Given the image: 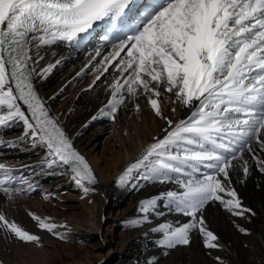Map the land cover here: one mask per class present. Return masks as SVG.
Returning a JSON list of instances; mask_svg holds the SVG:
<instances>
[{
	"label": "snow or ice",
	"instance_id": "1",
	"mask_svg": "<svg viewBox=\"0 0 264 264\" xmlns=\"http://www.w3.org/2000/svg\"><path fill=\"white\" fill-rule=\"evenodd\" d=\"M98 22L124 33L111 54V60L123 67L118 68L121 77L111 85L108 111L101 110L104 115L115 119L125 93L132 97L151 93L148 103L158 116L162 114L159 88L175 90L185 105L199 101L189 120L152 144L132 168L143 164L150 172L145 179L160 183L172 180L170 173L184 175L185 167L204 163L214 168L215 174L202 179L175 178L183 191H169L166 196L190 222L175 227L162 224L157 230L165 249L189 245L193 231L203 237L205 248H219L218 237L203 217L205 205L220 201L232 215L250 211H233L241 207L240 200L224 183L230 179L229 170L236 167L233 161L243 160L245 150L264 171V159L253 148L255 142L264 152V0H150L139 7L134 0H0V112L7 110L6 115L0 114V125L23 120L33 144L47 149L46 162L66 166L85 193L90 189L84 181L93 184L96 178L49 115L32 81L34 75L42 76L53 67L40 72L34 67L43 58L38 51L42 45L71 42ZM33 48L37 49L35 57ZM125 50L126 60L120 58ZM18 101L27 106L30 117ZM243 171L249 172L246 160ZM14 182L12 169L0 163V192L9 199L28 191L14 187ZM219 193L231 198L223 199ZM154 206L152 199L142 201L141 211L147 213ZM29 215L40 229L66 239L54 232L57 225L48 223L49 218ZM0 228L20 242L39 246L38 235L3 213Z\"/></svg>",
	"mask_w": 264,
	"mask_h": 264
},
{
	"label": "bare ground",
	"instance_id": "2",
	"mask_svg": "<svg viewBox=\"0 0 264 264\" xmlns=\"http://www.w3.org/2000/svg\"><path fill=\"white\" fill-rule=\"evenodd\" d=\"M115 48L75 54L55 44H50L42 45L38 50L39 56L43 58L39 60L37 65H34L37 72L49 65H53V67L51 71L42 76L34 75L35 89L38 95L43 97L40 96L45 107L48 106V109L53 110L54 118L66 132L68 138L76 143L77 149L87 158L96 178L94 184L88 185L90 189L88 193H85L80 187L81 193L72 198L78 201V206H70L71 209L80 208L85 211L87 218L77 222L73 227H70L71 229L62 224L57 225L54 232L65 237L99 236L103 233V226L107 218V204H115L119 200L122 201L129 197V207L126 210L129 218L127 231L120 241L124 248V254L119 258L115 257L113 264H148L151 260L161 262L157 264H221V262L222 264H264V171H261V166L247 150L244 152L243 160L233 161L236 167L229 170L230 179L224 183L237 193V198L240 200L241 207L233 211L242 212L243 209L250 211L243 212L242 215H232L220 201H210L203 209V217L207 227L218 237L217 243L220 247L217 249L205 248L203 237L197 231L191 233V242L187 247H178L169 256L164 255L167 249L157 247L160 246V241L163 239L162 233L157 230L160 225L171 224L175 227L190 222V217L184 216L178 211L166 196L169 191H183L175 182V178L179 174L170 173L173 179L160 183L145 179L146 176L150 175V172L143 164L135 168L132 166L141 160L152 144L165 139L168 133L174 131L181 121H188L192 113L196 111L199 101L194 100L191 104L185 105L176 97L175 90L167 92L163 88H159L158 85H153L158 87L161 92L159 100L162 114L158 116L148 103L151 93H141L138 97L128 96L125 93V101L114 119L117 140L111 143L108 156L104 155L103 157L92 149L87 151V144H83L80 140L82 129L89 120L97 118L98 112L103 109L100 107L101 103L95 105L96 102H100L106 97L107 101L112 99L111 85L121 77V71L117 70L118 72L114 76L112 75L109 87L104 86L105 88L99 89L87 103L89 105L88 110L86 111L85 106L77 117L69 118V113H63L61 108L54 109L59 94L64 92L68 86L82 84L87 77L94 76L98 68H100V72H104L105 68L110 67L109 61H111V66L118 64L117 61L111 60V54ZM36 52L37 49L33 48L32 55L34 57ZM106 57L108 58L107 61ZM120 58L127 59L126 50L121 52ZM62 64L64 66L68 64L67 67L70 68L63 84L52 90H47L50 86L49 78L55 69ZM124 76H127V73H124ZM21 109L25 112L22 107ZM0 114L6 115V108ZM9 124H17L21 128L18 137L22 138V142L29 143L30 149L27 150L35 155L31 161L25 156V147L7 149L3 143L11 138L0 135V142H2L0 143V163H5L10 167L9 163L17 162V165L10 167L15 181L14 187L34 191L40 186L41 181L55 174H60L62 178H59L54 186L43 188L48 199L60 188L78 187L75 180L72 179V174L64 167H58L55 164L49 165L46 162L47 149L40 143L33 144L32 138L26 135L28 130L23 120L16 119L10 121ZM253 148L256 156L264 159V152H261L259 145L253 142ZM172 152L175 154L176 149H172ZM245 160L249 168L247 175L243 171ZM129 169L131 170L129 171ZM206 171L215 174L214 168H209L206 164L201 163L195 168L185 167L184 175L179 176V178L202 179L207 174ZM219 179L222 180L223 177L220 176ZM28 191L15 195L12 199L7 197L6 201L3 198L6 194L0 192V213H3L9 221L15 222L29 233L38 235L41 238L40 244L45 239L43 236L49 232L40 229L37 221H34L29 215L30 212L36 215L35 211L31 210L32 204L28 206L29 203H23L22 199L19 200ZM219 195L223 199L231 198L226 193H219ZM148 199L154 200L155 206L145 213L141 211V202ZM14 201H17L18 204H14ZM170 206H174L175 209L170 208ZM40 218L46 217L44 215ZM105 240L99 243V247H102V244L112 246L113 242L109 243L108 240ZM36 247L35 243L20 242L14 235L10 234L8 244L6 242L0 244V264H52L55 261V259L43 255H34L33 250H28L36 249ZM112 252L114 250L111 248L110 253ZM69 257L68 264H94L88 255L83 257V261L72 256Z\"/></svg>",
	"mask_w": 264,
	"mask_h": 264
},
{
	"label": "rangeland",
	"instance_id": "3",
	"mask_svg": "<svg viewBox=\"0 0 264 264\" xmlns=\"http://www.w3.org/2000/svg\"><path fill=\"white\" fill-rule=\"evenodd\" d=\"M62 65L56 68L49 78L48 81L50 86L47 88V90H52L63 84L66 74L68 73L70 68L67 67L69 66L68 64H66L65 66ZM118 68H121V65L119 66V64H113L112 66L107 68L106 72H100V68H98L94 76L87 77L92 79L91 81L86 78V80L80 85H72L71 87L68 86L64 92L59 94L54 109L61 108V111L63 113H69V118L77 117L79 112L81 110H84L85 106L87 111L89 106L87 105V103L89 102L91 97L94 96L95 93L99 91V89L105 88L106 86L109 87V85L111 84L110 81L112 80V75L114 76L119 71ZM97 77L100 78L97 79ZM106 98L100 100V102L97 101L95 104L99 105V103H101L100 107L103 108L104 112L108 111L109 101H107ZM121 106L122 105H120L119 109L121 108ZM50 110L54 115L53 110ZM97 115H99L97 116V118L89 120L84 125L80 140L83 144H87V151L92 149L99 156H108V149L111 143H114L117 140V133L114 127L115 123L112 118L104 115L102 111L98 112ZM9 125L10 126H0V135L3 137L11 138L3 143L4 147H6L7 149H19L21 147H25V156L27 159H30L32 161L35 155H33L31 151L27 150L30 149L29 143L22 142V138L18 137V135L21 133V128L17 124ZM11 144H14L15 146H7ZM73 144L76 145L75 142H73ZM9 165L15 166L17 165V162L9 163ZM207 174L212 173H209L208 171ZM59 178H62L60 174L51 175L49 178L41 181V184L37 189L24 193V195H22L19 200L22 199L23 201H21L23 203H29L28 206L32 204L31 210L33 212L35 211L34 213H36V215H39V217L45 215L46 218H49L47 220L48 223H54L56 225L62 224L71 229L70 227H73L77 222L85 220L87 218V213L80 208H70V206H78V201L72 198H75L78 193H81L79 185L77 188H74L72 186L60 188L58 189V191H56V193H53V195L49 199L46 197V191H44L43 188L46 186H54V183ZM86 186L88 187V185ZM59 196L61 198H58ZM7 197V195L3 197L4 201L8 199ZM14 202V204H18L16 203L17 201ZM129 202L130 198L128 197L127 199H124L122 201L119 200L118 203H113L111 205L107 204V218L105 219V223L103 226V233L99 236H89L87 238L66 236V239L62 240L58 239L56 235L48 233L43 236L45 238L44 241H42L39 246L36 247V249L28 250H33L34 255H43L50 259H55L52 264H68V261H70L69 256L77 258L79 261H83V257L85 255H88L89 259L94 264H98V262L99 264H113V260H115V257L119 258V256L121 257L124 254V248L121 245L120 241L125 236L127 231V223L129 218L127 217L126 210L129 207ZM48 204L50 205L49 207ZM170 208L175 209L174 206H170ZM9 238L10 233H6L3 228H0V244H4L5 242L8 244ZM105 238L109 243L113 242L111 247L109 244H102V247H99V243H102ZM154 245L156 246V243H154ZM187 246L178 245L175 248L167 249L165 250V252L167 251L168 253L166 256H169L170 254L175 252L178 247L180 248ZM157 247L162 248L161 246ZM111 248L112 250H114V252L112 253H110ZM63 256H65V258H63ZM151 261L148 264H157L159 262H157L156 260Z\"/></svg>",
	"mask_w": 264,
	"mask_h": 264
}]
</instances>
